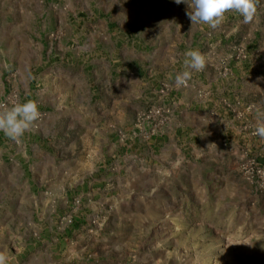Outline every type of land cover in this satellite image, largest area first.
Returning <instances> with one entry per match:
<instances>
[{
  "label": "rangeland",
  "instance_id": "1",
  "mask_svg": "<svg viewBox=\"0 0 264 264\" xmlns=\"http://www.w3.org/2000/svg\"><path fill=\"white\" fill-rule=\"evenodd\" d=\"M256 9L213 30L175 0H0V104L41 112L0 132L9 264H264Z\"/></svg>",
  "mask_w": 264,
  "mask_h": 264
},
{
  "label": "clouds",
  "instance_id": "2",
  "mask_svg": "<svg viewBox=\"0 0 264 264\" xmlns=\"http://www.w3.org/2000/svg\"><path fill=\"white\" fill-rule=\"evenodd\" d=\"M175 3L187 4L186 15L191 26L207 25L213 30L222 26L229 12L239 13L243 17V23L249 24L253 21L257 10V0H190V2L175 0ZM184 57V70L175 76L177 88L187 87L193 71L201 72L206 67V56L198 49L187 50ZM40 118L41 112L36 100L16 102L11 106L0 104V132L16 143L21 142V137L30 131ZM252 134L264 138V122H259ZM0 264H9V256L2 250H0Z\"/></svg>",
  "mask_w": 264,
  "mask_h": 264
}]
</instances>
